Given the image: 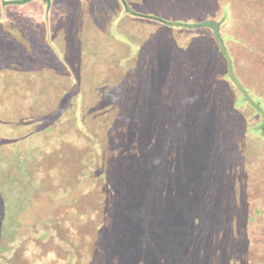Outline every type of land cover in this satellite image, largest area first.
<instances>
[{
  "label": "trees",
  "instance_id": "1",
  "mask_svg": "<svg viewBox=\"0 0 264 264\" xmlns=\"http://www.w3.org/2000/svg\"><path fill=\"white\" fill-rule=\"evenodd\" d=\"M28 1L0 0V160L13 156L26 176L31 192L11 193L15 203L42 178L64 193L65 215L50 232L33 223L27 233L43 232L36 246L12 244L0 260L264 264V226H249L263 217L264 86L248 76L254 66L264 84V0H198L195 13L188 0H161L150 13L111 0L120 11L102 26L79 22L92 0H43L45 29L17 9ZM128 21L137 32H122ZM237 148L247 155L240 168ZM66 173L82 184L76 194ZM233 215L247 222L237 237Z\"/></svg>",
  "mask_w": 264,
  "mask_h": 264
},
{
  "label": "rangeland",
  "instance_id": "2",
  "mask_svg": "<svg viewBox=\"0 0 264 264\" xmlns=\"http://www.w3.org/2000/svg\"><path fill=\"white\" fill-rule=\"evenodd\" d=\"M54 1L60 2L61 0H54ZM125 1L127 3L129 2V0H125ZM130 1L133 3V6L138 11L143 12V13H150L151 11L152 12L157 11L159 1H161V0H158V2L155 0H152V1L151 0H130ZM162 1H167V0H162ZM209 1H211V0H209ZM109 2H111V0H103V2L101 4H99L97 2V0H92L90 2V4H92V5L88 6L89 9H87L88 13L82 12V14L87 13V15L84 17L82 15L79 16L80 18L83 17L81 19L82 21H79V22L84 23V25H85V23L88 21V20H86V18L88 17L89 19L91 18L92 21H94L96 26H102V24H104V22L107 20L109 15H112L113 12H114V14L119 13L120 8H121V7H119V5H117V2H114V1L112 2L113 8H110L108 6ZM45 4H46V2L43 0H29L26 4H22L19 7H17V9L22 10L24 15L31 22H33L34 24L39 25L40 27H43L45 29V27L48 26L47 25L48 21L46 19L47 13H46V9H45ZM199 5H200V2L198 0H188V3H187V6H189L188 9L190 8L193 12L196 9H197L196 11H198ZM218 6L219 5H217V7ZM168 11H171V9H168ZM168 11H167V13H168ZM197 14L198 13H196L195 15H197ZM50 24H52V23H49V25ZM89 27H90V24L88 22L85 26L86 31H88ZM138 27L139 26H137L136 24L134 25V24L130 23L129 21L121 24L122 32L127 33V34H130V30L136 29L135 31L137 32ZM56 34H57V32H56ZM56 34L54 33V36H56ZM232 34H233V31H232ZM30 36H31L30 33L26 34L22 40H24V41L27 40L26 42H27V44H29ZM91 37H92V39L94 38L93 33H92ZM136 38H138V36H136ZM256 41H260V40H256ZM133 44H134V46H136L137 42L135 41ZM251 46H255V45H251ZM59 48L63 49L62 46H59ZM42 54L45 55L46 52L43 51ZM49 58L51 61L54 62V59H52V57L50 55H49ZM263 58H261V60ZM249 71H250V73L248 74V76H249V79H251L250 80L251 84L258 85V87H263L264 84L262 82L261 72H259L258 70H255L254 66H251V68H249ZM120 92H122V91H119V93ZM97 97H98V94L95 92H93L90 95L91 99L92 98L95 99ZM119 119L124 120V121H128V119L122 115L119 117ZM0 155H1V152H0ZM2 155L6 156V157H8L10 155V152H9L7 147L3 148ZM28 155H29V153H28ZM10 158H11L10 163H8V162L5 163L4 159L0 160V250L8 249V248H10V246H12V244L14 245L13 247H15V249L17 248V250L18 249L24 250V249L28 248V245L36 246L35 245L36 243L33 242L35 240V238L41 239L43 237L42 236L43 232H41V233L38 232L35 235L29 234L26 232L27 229L29 231V229L33 223L40 224V226H42V227H44V229H46V232L47 231L50 232V228H51L50 225L53 224L52 222L57 221L60 218V216H62L63 214L65 215V213L60 214V215L58 214V212H59L58 209H60L59 208V205H60L59 199H62V197L64 196V193L50 192L51 187H48V186H47V188L43 187L45 184V180H42V178L41 179L37 178V181H36L37 183H35L37 185H35V187L33 186L34 191L36 193L34 195H32L30 200L27 199L26 203L23 200L24 197H18L21 200V203H19V205H18L17 203H15L13 201L15 194L14 195H12V194L17 192L18 189L20 188L21 191L18 192V195H28V193L31 192L29 190V187H28L30 184L25 186V187H28V189L22 188L25 183L26 184L28 183V182H25V183L23 182L25 180L26 176L24 177L23 176L24 172L21 171L22 169H19L17 167V165H16L17 162L16 161L14 162L15 158L11 155H10ZM246 158H247V155H246L245 151L243 149H238L235 153V157L233 159V164L237 165V167L240 168L245 163ZM24 164L27 165L25 162H24ZM41 168H42V172H44L45 168L44 167H41ZM39 172L40 171L38 170L37 174ZM64 172H65V170H64ZM27 173H30V172L27 171ZM67 174L68 173H66V175ZM76 174L78 176V172L75 173V175ZM35 175H36V173L33 172L32 176H35ZM69 175L70 174L67 175V178H68L67 181L69 180V183L73 182L72 188H70L69 194H76L80 190V188L82 187V184H80L81 186H78L77 185L78 183H76V181L72 180V177H70ZM32 178L35 179V177H32ZM74 182H75V184H74ZM73 189L75 192L72 193L71 191ZM3 194L8 196V198L11 199L12 201L4 198ZM67 199H69V196L67 197ZM262 200H264V198ZM105 203L108 204V202H105ZM262 210H263V217L260 220H257L256 223H252L251 225L249 224V226H251V227L252 226H258V227L264 226V204L262 205ZM135 213L138 215H142L144 213V209L138 207L135 209ZM87 217H88L87 221L89 222V225H91V223H94V225H95V221H93V222L90 221V219H93L91 217V215L89 214V215H87ZM245 223H247V222L243 218H240V216L238 218L237 216L233 215V226H235V227L234 228L232 227L233 229L230 233L234 237H237V232H238L237 229H238L239 225H243ZM88 230H91V229H88ZM217 233H219V234H217ZM220 233L221 232L217 231L216 235L218 237L215 238L214 240H212V242L214 243L213 245L215 247L214 248L215 252H213V254L215 253L219 256H220L221 251L219 250L220 248L218 246H221L219 244V240H221L220 238L222 237V235ZM252 233L255 235V231H253ZM208 235L203 234L202 236H200L196 240H194L193 245L196 248H198V250H199L198 252H200L203 249L202 246L206 245L205 241L208 240L207 239L209 237ZM255 236H257V235H255ZM257 237H259L261 239L260 241L264 244L263 237H260V236H257ZM229 240L231 241V238H229ZM204 243H205V245H204ZM94 247H96V246L94 245ZM48 248L52 249L53 246H48ZM204 248L205 249L203 252H207L208 250L206 249V247H204ZM222 253L223 252H221V254ZM11 255H13L14 258L15 257L18 258V256H20V254H17V252L15 254L12 252ZM21 257L23 259L27 258L26 264L31 263L26 252H22ZM205 258H208V257L205 256ZM205 258H204V260H205ZM212 258L213 257H210L209 259L212 260ZM97 262H99L98 258H97ZM150 263L151 264H159L158 259L155 257L151 259ZM208 263L212 264V262H209V261H208ZM0 264H11V260L6 263V262H3L1 259Z\"/></svg>",
  "mask_w": 264,
  "mask_h": 264
},
{
  "label": "crops",
  "instance_id": "3",
  "mask_svg": "<svg viewBox=\"0 0 264 264\" xmlns=\"http://www.w3.org/2000/svg\"><path fill=\"white\" fill-rule=\"evenodd\" d=\"M97 2H98L99 4H101V3L103 2V0H97ZM65 8H66V6H65Z\"/></svg>",
  "mask_w": 264,
  "mask_h": 264
}]
</instances>
